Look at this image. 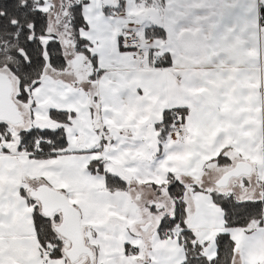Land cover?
Instances as JSON below:
<instances>
[{
	"label": "crops",
	"instance_id": "0c3cea01",
	"mask_svg": "<svg viewBox=\"0 0 264 264\" xmlns=\"http://www.w3.org/2000/svg\"><path fill=\"white\" fill-rule=\"evenodd\" d=\"M84 1L81 12L87 25L80 36L89 42L94 66L88 56L72 49V57H84L78 67L83 70L71 69L74 63L66 57L65 70L47 68L41 82L59 104L67 99L70 110L49 106L44 121L51 126L48 122L42 126L34 115L40 100L33 101L31 115L27 114L37 126L55 127L59 123L51 121L49 112H67L63 128L69 144L47 158L0 149V264L65 263L58 255L49 263L41 259L43 246L33 226L35 204L23 193L30 186L28 180L60 190L78 209L93 264H183L184 230L193 234L207 260L216 256V237L225 234L233 244L230 264H264V206L256 210L251 205L264 202V56L258 53V35L252 50L225 46L229 40L224 31L230 28L223 27L224 17L213 11L215 5L224 10L231 0H173L168 28L163 0H154L160 20L155 23L147 13L148 30L139 35L157 62L143 70L130 51L120 47L118 27L136 4L150 0L120 1L121 13L113 16L105 15L103 7L106 4L108 12L115 13L118 0H94V21L85 15L90 1ZM259 1L264 0H258V8ZM257 14L259 9L253 14L255 22ZM238 35L236 31L231 41L239 42ZM77 79L82 89L77 88ZM78 93L86 106L73 103L71 96ZM86 107L91 112L88 119V111L80 110ZM173 108L184 114L182 137L170 129ZM74 119L79 122L77 130ZM96 160L124 180L126 188L106 190L102 175L89 172L88 164ZM240 161L251 166L250 173L217 187V179ZM173 182L174 194L181 192L180 196L169 192ZM215 197L249 202L243 216L248 223L226 226ZM165 217L182 224L176 227L181 236L159 234Z\"/></svg>",
	"mask_w": 264,
	"mask_h": 264
},
{
	"label": "trees",
	"instance_id": "16d2710c",
	"mask_svg": "<svg viewBox=\"0 0 264 264\" xmlns=\"http://www.w3.org/2000/svg\"><path fill=\"white\" fill-rule=\"evenodd\" d=\"M120 1L123 0H118L117 8L114 9L116 10L115 13H109V7L105 4L103 7L105 15L113 16L120 14L123 8L120 5ZM83 3H85L84 0L74 1L68 7L67 17L69 18V24L75 38L73 51L88 56V59L94 66L95 55L91 54L87 48L89 42H86V39L80 36V30L84 29L87 25L81 12ZM39 4L40 0H0V13H7V15H0V72L6 73L3 70H7L16 78L18 86L16 96L14 97L22 104L29 102L32 89L39 84L41 78L45 75L44 69L46 67L62 72L68 65L60 40L58 38L56 39V37L48 41L42 39L46 36L44 30H46L47 18L46 14L38 9ZM258 9L259 14L263 15L264 1H259ZM260 27L264 28V25H260ZM48 116L51 121L59 124L55 127H40L32 124L26 130H19L14 136L10 133L4 135L5 132H8L5 129L8 123L0 122V140L3 136L7 140V143H14L10 148L0 143L1 151L8 152L12 150L16 153L26 154V156H33L36 153L34 147L37 143L40 145L41 152L40 154L38 152L35 157H53L57 151H62L67 143L63 125L68 122V113L51 110ZM41 139L43 141H39ZM88 169L91 173H100L102 175L106 190L116 191L126 188L124 180L115 174L105 171L103 161L96 160L95 162L89 163ZM27 183H30V186L46 184L44 181L35 184L34 180H28ZM175 183L177 182L170 183L168 186L171 194L175 193ZM30 186L23 193L30 202L35 204V210L32 213L33 226L38 237L37 239L42 244L41 246L54 244L55 249L52 250L53 254L60 249V253L58 254L61 256L59 257L69 264V261L62 251L64 248H61L59 244L62 238L54 230L55 224L60 222V214L55 213L51 217L42 215L36 200H33L28 195ZM180 193L178 192L177 196L181 195ZM216 197V205L224 210V223L226 226H238L237 224L244 226L248 223L243 216L244 213H248L249 202L245 201L237 204V202L231 201L227 197L223 199L219 198V200H216ZM228 201L230 204H228ZM261 203L262 201L260 199L251 202V205L256 206V210H261L263 206ZM253 213L252 208L250 215ZM175 219V217L161 219L158 227L159 234H163L166 229H174L178 225H182ZM182 233L186 239V245L184 246L186 247L187 255L183 264H230L229 261L230 256H232L233 244H231L232 242L229 241L225 234H219L216 237V256L212 260H207L201 253L199 243L196 242L193 234L187 230H184Z\"/></svg>",
	"mask_w": 264,
	"mask_h": 264
},
{
	"label": "rangeland",
	"instance_id": "374dc122",
	"mask_svg": "<svg viewBox=\"0 0 264 264\" xmlns=\"http://www.w3.org/2000/svg\"><path fill=\"white\" fill-rule=\"evenodd\" d=\"M89 1H90L89 2L90 5L85 6V9H84L85 15L89 18V20L91 17L94 21V16H93L94 11L92 8V3L94 2V0H89ZM73 2H74V0H40V4L38 6V9L40 11H42L43 13H45L46 18H47V26H46V30H44L46 32V36L43 37L42 39L48 41L51 38L52 39L55 37H56V39L58 38V40H60V43L62 44V47H63L62 49H64L63 50L64 56L68 57L69 61H72V63H74L73 68H71V69H74L76 71H82L83 68H78V67H79L80 63L82 61H84V57L82 55L81 56L78 55L75 58H74V56L73 57L71 56L75 38L73 36V30L69 24V18L67 17L68 16L67 12H68V7ZM151 2L153 3V5L150 4ZM163 2H164L163 6L165 8L164 16L167 17L166 21H164V25L167 26V28H168V25L172 24V18L174 16L172 12H173V6L174 5H173V0H163ZM154 3H156V2H154V0H150V2H145L143 5L138 6L136 4L134 9H133V12L129 15L128 18H124V17L121 18L120 24H122V26H124V28L126 27L124 30L129 31L128 29H132L136 32V34H138V36H139V34L145 35V30H147V28L145 29V27H144L145 26L144 21L147 18V13L152 14V15L148 14V16H150L155 21V23L160 20L157 13H156L158 5H154ZM215 6L216 7H214L213 12L217 13V14L220 13L221 16L224 17V20L222 23L223 27H224V24H226L230 28V30L224 31L226 39L229 40V42L227 44H225V46L229 45V48H235V47H236V49L249 48V50H252L254 47L253 38L255 35H258V38H259L258 53H259V56L260 55L264 56V31L259 30V27H258L259 26V22H258L259 16H258V14H257V21H256L257 24H256L255 18L253 16V14H255V10L258 11V9H257L258 8V0H245V1L231 0V3H229L228 6L226 5V8L224 10H222L220 8V5H218V7H217V5H215ZM118 10H120V9H118ZM142 12H144L146 14L145 17H143V15L140 14ZM242 13H246L247 15H250V18H246V17L243 18ZM248 19H249V21H248ZM118 31H119V28H118ZM236 31L239 34L238 35L239 36V39H238L239 42L235 43L234 41H231V39H232V37ZM87 37H88V35H87ZM240 39H242V40H240ZM207 40H209V38L206 39V41ZM92 51H93V53H95L96 48L93 47ZM219 51L228 52V50H224V49H221ZM230 51L236 52L234 50H229V52ZM3 69H5V68H3ZM46 69H47V67L44 69L45 73H47V71H48ZM3 71L8 73L9 76L11 77V81H12L11 84H13V94L11 95V97L17 103V106L20 108L22 115H23L22 116L23 120L19 124L13 125V123H12V125H11L8 123L6 125L5 129L8 132H5L4 135H6L7 133H10V134H12V136H14V134H16L19 130H21V129L26 130L27 128L32 126V124H36V122H33L32 118L30 121L31 123L29 122L28 117L30 118V115L28 116L27 114H28V112L29 113L32 112V110L34 108V105L32 103H33V101H35L37 99L40 100L41 102L39 103V107L37 108L38 111L34 110V113H35L34 115H36L37 117H40L39 124H41L42 126L45 125V122H48L47 120L44 121V118H45V116H47L49 106L50 107L56 106V107H52V108H58V109L68 108V110H70L69 107H66V106H68L67 99H65L62 104H59L58 101L56 100V98L53 95H51L52 92H49L47 90L48 87H43V84L41 82L43 81L45 76H43L39 82V84L41 83V86L38 88L35 87L32 89L28 103L22 104L21 102H18L16 100V98L14 97V96H16V93H17V86H18L17 83L18 82H17L16 78L9 71H7V70H3ZM78 80L79 79L75 80L74 82H76L78 84L77 85L78 89H82L81 88L82 86H80L81 82ZM263 82H264V79L261 81L262 86H264ZM65 91H66L67 95L71 93L68 90V88L65 89ZM61 94H62V89L58 91L57 95L62 96ZM82 95H84V96L86 95V97L88 98L87 92H84ZM71 97H72V101L74 104L77 103V104H79V106H86V104H83V102H82L83 97H81V95L79 93H78V95L71 96ZM80 110H87L88 111L85 114L87 119H88L90 114H91L90 110L87 107L86 108H80ZM84 119L85 118H83L82 120L85 121ZM72 121H74V124H72L73 129L77 130V125L79 123L78 120L74 119ZM81 124H83V123L81 122L80 125ZM47 125L51 126V122H48ZM73 129H71V130H73ZM72 136L75 137L74 135H71V137ZM0 143H1V145L7 146V147L14 145L13 142L7 143V140H5L3 136L0 140ZM68 144L69 143H66V145H68ZM70 144L73 145L74 143H70ZM263 194H264V192H263ZM174 196H177V195H174ZM174 198L176 199V197H174ZM263 206H264V202H263ZM182 237H184L183 233H182ZM59 244H60L61 248H65V247L69 246L68 241L65 240L64 238H62V241ZM93 247H94V250L95 249L98 250L97 248H99L97 244H94ZM59 250H57L56 253L54 252L55 254H53V255L54 256L55 255L61 256L58 254V253H60ZM62 261H63V259H62ZM86 261H87V258L85 256H82L79 259V261L74 263V264H86L87 263ZM99 261L100 260L98 259V261H96V262H99ZM64 264H68V262H65Z\"/></svg>",
	"mask_w": 264,
	"mask_h": 264
},
{
	"label": "water",
	"instance_id": "95a60500",
	"mask_svg": "<svg viewBox=\"0 0 264 264\" xmlns=\"http://www.w3.org/2000/svg\"><path fill=\"white\" fill-rule=\"evenodd\" d=\"M9 74L0 72V122L12 125L22 122L23 117L21 110L13 100V84H11ZM251 166L247 162L240 161L235 167L225 172L217 181V187L226 186L229 178L239 176L241 174H249ZM28 195L39 205L40 213L45 217H51L55 213L60 214V222L55 224L56 233L68 241L69 246L64 248L63 254L69 261L74 264L79 261L82 256H86L87 263L93 264L94 253L92 248L86 244L83 235V229L78 209L72 205L67 196L60 190H56L47 184H39L30 186Z\"/></svg>",
	"mask_w": 264,
	"mask_h": 264
},
{
	"label": "built area",
	"instance_id": "2783aa9c",
	"mask_svg": "<svg viewBox=\"0 0 264 264\" xmlns=\"http://www.w3.org/2000/svg\"><path fill=\"white\" fill-rule=\"evenodd\" d=\"M259 25H264V14L259 15ZM118 35H119V45L122 49L130 51L132 58L136 62V66L138 69L149 70L154 68L157 62V57L153 53H151L149 47H147L143 41L140 39L141 36L136 34V32L132 29H128L129 31H125L124 26L120 24L118 27ZM183 112L180 111L178 108L171 109V122H170V129H172L177 136H181L185 133V124H184V116ZM36 153L39 152V144L35 147ZM264 195V194H263ZM181 230L179 228L176 229H166L163 234L165 237H172L173 235L180 236ZM185 243V241L183 240ZM55 249L54 244H49L43 246L41 249V257L43 263H47L53 253L52 250Z\"/></svg>",
	"mask_w": 264,
	"mask_h": 264
},
{
	"label": "snow or ice",
	"instance_id": "6c2138e0",
	"mask_svg": "<svg viewBox=\"0 0 264 264\" xmlns=\"http://www.w3.org/2000/svg\"><path fill=\"white\" fill-rule=\"evenodd\" d=\"M0 15H7V13H0Z\"/></svg>",
	"mask_w": 264,
	"mask_h": 264
}]
</instances>
